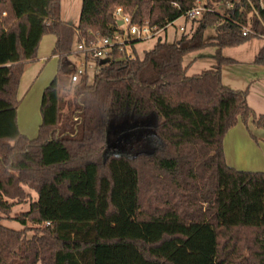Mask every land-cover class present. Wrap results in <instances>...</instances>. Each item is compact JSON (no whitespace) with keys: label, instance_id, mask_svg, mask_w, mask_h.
Masks as SVG:
<instances>
[{"label":"trees","instance_id":"trees-1","mask_svg":"<svg viewBox=\"0 0 264 264\" xmlns=\"http://www.w3.org/2000/svg\"><path fill=\"white\" fill-rule=\"evenodd\" d=\"M199 1L214 10L186 18L188 31L135 58L115 49L96 58L92 79L71 81L70 55L82 39L115 33L117 6L163 26ZM243 25L264 35L260 0H82L78 24L62 18V0H0V264H264V171L237 169L224 151L240 119L264 126L247 89L222 81L235 61L223 48L256 36ZM50 33L57 72L31 138L19 128L18 90ZM208 45L216 64L188 75L185 55ZM254 61L264 64V44ZM149 116L153 149L111 147L112 120Z\"/></svg>","mask_w":264,"mask_h":264},{"label":"rangeland","instance_id":"rangeland-1","mask_svg":"<svg viewBox=\"0 0 264 264\" xmlns=\"http://www.w3.org/2000/svg\"><path fill=\"white\" fill-rule=\"evenodd\" d=\"M82 7V0H62V18H66L65 20L78 22L80 11ZM216 10L223 13L224 8L222 5H218ZM182 20L178 21L180 23ZM187 23L191 24V20H188ZM248 27V26H247ZM172 31V27L170 28ZM214 33V29L212 27L207 28L206 37H209ZM251 34H255L256 36L252 37L248 41L238 44L236 46L225 47L222 50L224 55H229L235 59L233 62H228L222 65L221 67V75L222 81L225 85L237 89H247V99L252 100L260 109H264V64H259L253 61L255 55L257 54L259 48L264 43V35L256 34V32L252 29ZM47 38V39H46ZM50 38V39H48ZM54 35L46 34L42 38L41 46H45L48 51V61L45 66L44 63L36 66V62H34L31 66H26L25 73H23V77L21 78L20 87L18 90V96L20 101L19 104V119L24 124L28 122L30 117L31 106L34 102V99L37 97L39 101V97L41 100V95L44 90L40 88V84L46 74V72L53 66L56 70L57 60L54 57H51L52 50L54 48ZM157 42V38H152L147 40L146 42L140 44L141 52L140 55L144 54L145 49L151 48ZM145 48V49H144ZM40 49V48H39ZM216 50V46L208 45L196 51L190 52L184 57V64L189 65L188 67V75L198 74L203 70L213 68L216 64V60L214 57V53ZM39 55V50H38ZM79 55L77 53H72L70 58L74 61V66H76ZM91 62H94L93 60ZM44 66V67H43ZM44 68V69H42ZM42 69V73H41ZM88 75L92 79L93 69L88 68ZM37 71V72H36ZM34 72H36L34 74ZM34 75V76H33ZM49 74V77H53ZM50 79V78H49ZM51 81V80H50ZM49 84V82H48ZM47 84V85H48ZM46 85V86H47ZM39 86V90L37 92V88ZM21 89V90H20ZM65 95V100L74 96L73 91H65L63 92ZM37 95V96H36ZM247 100V101H248ZM248 102V103H249ZM250 105V104H249ZM255 110V109H254ZM64 111H67V106L64 107ZM256 111V110H255ZM261 111V110H260ZM258 114H263L264 111L258 112ZM264 115V114H263ZM153 116H149L144 119H126L117 118L116 120H112L110 122V142L111 147L118 149L120 151H130L137 152V150H141V148H145L147 151L153 149V144L150 140L151 134H153ZM40 122H41V113H40ZM148 122L147 124H144ZM19 123V122H18ZM40 124V123H39ZM38 124V127H39ZM122 124V125H119ZM144 124V125H143ZM36 196H33L35 199ZM30 208V202L22 203L14 206L12 215L21 210H28ZM2 223L12 227V228H21L22 224L15 220L9 218H3Z\"/></svg>","mask_w":264,"mask_h":264},{"label":"built area","instance_id":"built-area-1","mask_svg":"<svg viewBox=\"0 0 264 264\" xmlns=\"http://www.w3.org/2000/svg\"><path fill=\"white\" fill-rule=\"evenodd\" d=\"M260 1L264 7V0ZM233 6L234 2L232 1L226 3V7L228 8ZM206 10L213 11L214 8H207L203 2L199 1L197 5L186 10L180 19H193L201 16ZM115 14L117 18V30L112 36H104L91 41L82 39L77 45L74 53L79 55V59L71 75L72 82H77L85 74L90 73L89 67L93 69L94 73L98 68L96 58L110 57L112 51L115 49L123 51L127 58H135L141 52V47L138 45L139 42L147 41L152 38H157V40L159 38L171 40L177 33L188 31L183 23H178L179 19L171 21L166 25L159 26L150 23L149 20H146L144 23L133 22L132 16L126 13L122 6H117ZM171 27L172 31H170ZM242 30L243 34L246 35L251 32L252 29L243 25ZM92 60L94 62H91Z\"/></svg>","mask_w":264,"mask_h":264},{"label":"crops","instance_id":"crops-1","mask_svg":"<svg viewBox=\"0 0 264 264\" xmlns=\"http://www.w3.org/2000/svg\"><path fill=\"white\" fill-rule=\"evenodd\" d=\"M65 19L66 18H64V20ZM68 21L72 22L73 24H78L79 19H78V22H76V23L74 21H70V20H68ZM181 23L186 25L187 29L191 28L192 23L191 24L187 23V21L185 19L182 20ZM211 35H213V34H211ZM48 39H50V38H48ZM54 39H55L54 40V45H55V41H56L55 35H54ZM144 42H146V41L139 42L138 45H140ZM41 43H42V41H41ZM262 45H261V47H262ZM39 48L40 49H39L38 57L35 60L28 62L26 66H28V65L31 66L34 64V62H36V66L38 65V67H39V64H42V62L44 63V66H45V64L48 61V58H50V56H48V51L46 50L45 46H43V45L41 46V44H40ZM260 48H259V50H260ZM256 55H255V57H256ZM51 57L56 58L57 65H58V55H55L52 53ZM228 57H231V56L228 55ZM255 57H254L253 61L255 60ZM42 69H44V68H42ZM42 69H41V73H42ZM36 72H34V74ZM52 72H54V75L52 77V79H53L56 72H57V67L55 70V68L52 66L46 72V74H45V76H44V78L40 84V88H43L44 86L46 87L48 82L50 83L52 81L51 77H49V74L52 75ZM20 83H21V81H20ZM45 87H44V89H45ZM38 90H39V86L37 88V92H38ZM43 92H44V90H43ZM43 92L41 95V100H40V97H39V101L37 100V97L34 99V102L31 106L30 117H29L28 122L24 124L21 120H18L20 130L24 134L28 135L31 138L37 136L38 131H39V127H40L41 122H42L41 101H42ZM248 102H249V100H248ZM249 104L256 111L263 113L262 111H264V109H260V107H258V105H256L254 102H252V100H250ZM40 113H41V122H40ZM18 119H19V109H18ZM38 124H39V127H38ZM224 151H225L226 161L229 165H231L237 169H242V170L264 171V126H258L252 120H249L246 123L240 119L238 121V123L236 125H234L233 127H231L228 130V132L226 133V135L224 137Z\"/></svg>","mask_w":264,"mask_h":264},{"label":"water","instance_id":"water-1","mask_svg":"<svg viewBox=\"0 0 264 264\" xmlns=\"http://www.w3.org/2000/svg\"><path fill=\"white\" fill-rule=\"evenodd\" d=\"M119 22H120V21H119ZM105 61H106V59H102V60H101V63H104Z\"/></svg>","mask_w":264,"mask_h":264}]
</instances>
